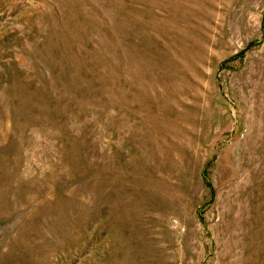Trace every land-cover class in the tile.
<instances>
[{"label": "rangeland", "instance_id": "374dc122", "mask_svg": "<svg viewBox=\"0 0 264 264\" xmlns=\"http://www.w3.org/2000/svg\"><path fill=\"white\" fill-rule=\"evenodd\" d=\"M0 264H264V0H0Z\"/></svg>", "mask_w": 264, "mask_h": 264}]
</instances>
